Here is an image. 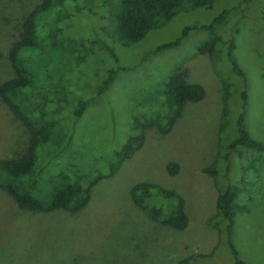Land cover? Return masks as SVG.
<instances>
[{"label": "rangeland", "instance_id": "374dc122", "mask_svg": "<svg viewBox=\"0 0 264 264\" xmlns=\"http://www.w3.org/2000/svg\"><path fill=\"white\" fill-rule=\"evenodd\" d=\"M39 2L0 0V83L15 76L8 50L22 16ZM112 4L114 0L65 2L70 9L60 16L65 18L63 36L94 44H85L73 57L44 59L41 79L58 89L71 107L59 121L58 157L43 156L35 170L41 168L43 175L64 170L81 183L109 173L115 152L133 133L134 123L154 114L163 101L162 84L178 70L186 71L189 83L204 87L205 98L186 104L169 134L147 132L144 145L92 188L90 202L78 213L23 212L0 190V264H176L186 257H193L188 264H264V153L256 155L253 169L252 158L242 156L233 158L227 176L221 159L217 179L204 172L217 160L219 141L220 149L235 134L241 88L248 94L245 130L264 145V0H215L211 9L180 13L126 46L110 34ZM223 10L228 12L224 21L214 24L211 32L201 29ZM187 26L191 31L177 47L153 53L158 45L177 39ZM212 33L225 47L234 39L231 58L244 70L245 83L233 72L227 49L216 50L213 58L196 53ZM36 61L32 64L38 66ZM110 70L115 72L114 81L104 90ZM222 80L236 81L225 122ZM82 101L88 105L77 119L73 111ZM28 137L0 99V159L21 154ZM170 163L178 167L174 176L167 172ZM141 182L159 183L183 197L188 218L184 230L161 227L133 205L130 189ZM228 183L241 192L231 236L236 255L224 222L210 223L218 188L221 191ZM40 197L46 200L45 195Z\"/></svg>", "mask_w": 264, "mask_h": 264}, {"label": "trees", "instance_id": "16d2710c", "mask_svg": "<svg viewBox=\"0 0 264 264\" xmlns=\"http://www.w3.org/2000/svg\"><path fill=\"white\" fill-rule=\"evenodd\" d=\"M66 1L40 0L38 4L25 12L18 23L8 50V60L14 69L15 76L0 83V99L25 127L29 136L27 146L21 154L17 157L0 159V190L5 192L23 212L47 213L63 210L75 214L86 208L91 200L92 188L99 181L112 176L120 164L130 159L144 145L147 132L155 130L160 135L169 134L181 117L185 105L199 103L206 95L202 85L189 83L186 71L178 70L162 84L160 95H162L163 101L156 108L154 114L143 123L140 121L134 123L133 133L115 152V165H111L109 173H98L92 179L81 183L79 180L70 179L63 173L64 170L48 175H43L41 168L35 170L36 164L43 156L56 154L55 148L60 146L62 138L59 132L61 127L59 121L64 120L63 111H69L71 107L66 99L61 97L58 89L41 79L43 67L47 63L44 59L46 56L50 57V61L59 60L63 55L73 57L74 54L84 50L85 44L88 46L94 44V41L85 40L83 42L81 38L75 41L63 36L64 28L61 26V22L62 20L64 22L65 18H60V16L64 12H69L70 7L65 6ZM252 1L254 0H242L244 3ZM214 2L215 0H114V4L111 5L114 13L113 28L110 34L122 45H131L140 42L149 32L160 28L178 14L197 9L208 10L212 8ZM227 15V10H223L211 21V24L205 25L201 29L212 30L213 25L224 21ZM189 31H191L190 26L183 28L177 39L158 45L153 53L177 47ZM210 35L208 40L197 47L196 53L212 57L216 50L227 49L226 55L229 56L233 72L245 83L244 70L231 58L234 39L230 40L225 47V45L219 44L220 37L215 36L214 33ZM24 51L28 54L26 57L22 56ZM31 53L34 56L29 57ZM36 60H38V66L32 64L37 63ZM114 75V71L108 72V76L103 82L104 90H107L114 81ZM222 85L223 112L221 120L225 122L233 94L230 93V90L236 87V81L222 80ZM27 89H30L31 92H26ZM102 92L101 90L99 94ZM238 92L239 99L237 98L236 103L241 102V111L235 121V134L229 141L223 142L220 149L219 141L217 160L211 167L204 169L205 173L215 179H217L220 159L225 162L223 172L227 176L231 169L230 165H234V157L252 158L250 169H253L251 164H255L256 155L259 157L261 153H264V145L252 139L244 127L247 91L241 88ZM87 105L88 101L80 102L78 108L73 111V116L78 119ZM239 148L246 149L239 151ZM39 166L41 165L39 164ZM167 172L170 176L177 174V165L175 163L168 164ZM223 172L221 167V174ZM218 190L216 214L210 223L216 222L215 219H218L219 224L224 222L230 249L236 255L231 236L235 214L240 209L241 192L230 183L223 190L220 191L219 188ZM41 195H45L46 200H42ZM130 198L133 205L146 214L153 223L178 231L187 227L185 200L174 190L155 182H141L131 187ZM192 258H183L176 264H188ZM235 264L244 263L237 261Z\"/></svg>", "mask_w": 264, "mask_h": 264}]
</instances>
